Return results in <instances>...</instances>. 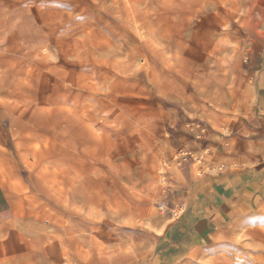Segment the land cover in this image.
<instances>
[{
	"label": "rangeland",
	"instance_id": "1",
	"mask_svg": "<svg viewBox=\"0 0 264 264\" xmlns=\"http://www.w3.org/2000/svg\"><path fill=\"white\" fill-rule=\"evenodd\" d=\"M0 264H264V0H0Z\"/></svg>",
	"mask_w": 264,
	"mask_h": 264
},
{
	"label": "crops",
	"instance_id": "2",
	"mask_svg": "<svg viewBox=\"0 0 264 264\" xmlns=\"http://www.w3.org/2000/svg\"><path fill=\"white\" fill-rule=\"evenodd\" d=\"M219 191L221 192L222 190L219 188ZM235 194L245 195V191H244V189H241V190H238L237 193H235ZM219 197L221 198V200L218 203V209L217 210L219 211V213L221 215L229 216V212L231 210V202H230L229 198H234V197H230V195L227 193L226 190H225L223 196L221 194H219ZM197 225L201 228H205L208 225V221L205 219L199 220ZM2 255H3V253L1 252V256Z\"/></svg>",
	"mask_w": 264,
	"mask_h": 264
}]
</instances>
